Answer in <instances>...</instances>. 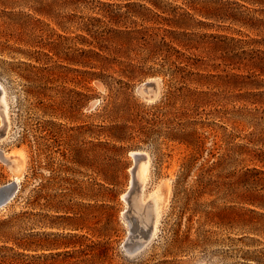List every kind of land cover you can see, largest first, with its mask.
Listing matches in <instances>:
<instances>
[{"label":"rangeland","instance_id":"rangeland-1","mask_svg":"<svg viewBox=\"0 0 264 264\" xmlns=\"http://www.w3.org/2000/svg\"><path fill=\"white\" fill-rule=\"evenodd\" d=\"M0 83V150L25 158L0 208V264L44 252L17 242L80 239L107 242L105 264H264V0H0ZM114 102L136 127L118 143V185L107 180ZM132 151L149 155L145 202L161 195L136 254L146 214L124 198ZM15 175L0 157V186ZM57 259L36 263L78 261Z\"/></svg>","mask_w":264,"mask_h":264},{"label":"trees","instance_id":"trees-1","mask_svg":"<svg viewBox=\"0 0 264 264\" xmlns=\"http://www.w3.org/2000/svg\"><path fill=\"white\" fill-rule=\"evenodd\" d=\"M112 110H114L116 114L114 118L118 119L120 122L119 123L113 122L108 128V136L110 137L112 141L111 146H112V150L114 151V154L112 157L113 172L111 176L108 175L107 180L114 185H118L121 182L120 178L122 174L128 168V163L126 161H122L121 159H118L117 157V156L124 157L127 154L126 147L124 145H118V143L128 142L133 137L132 135L136 131L135 130L136 127L128 124V120H130V116L133 115L129 104H122V103L116 104L114 102L112 106ZM79 163L81 164L82 162L80 161ZM20 191L21 189L19 190V192ZM112 218L113 216L110 218L109 225H111L114 222ZM104 229L105 230L99 233L98 236L110 237L111 234L115 230V228L110 227V226H106ZM67 236H70L71 238L72 237L80 238V237H83L84 235L70 233V235H67ZM80 240H69L68 242H61V243L57 241L43 242V243L42 242L32 243V242L21 241L17 243L20 247H23L24 249H31L32 247H36L37 249L44 250V252L38 255L31 254V257H33L36 260H42V258L46 259L48 257H53L55 258V261H57L58 260L57 256L69 255V257L76 258L78 260L77 262H75L76 264L78 263L79 264H105L108 261L107 259H108L109 249L106 245L107 242L101 243L100 241L91 240L92 242L88 244L84 242L83 240L81 241ZM53 248L54 249L64 248L66 250L57 251V252H49V253L45 252V250H49ZM36 260L30 261V262L24 261L23 264H43L44 263L41 261L39 263H36Z\"/></svg>","mask_w":264,"mask_h":264},{"label":"bare ground","instance_id":"bare-ground-1","mask_svg":"<svg viewBox=\"0 0 264 264\" xmlns=\"http://www.w3.org/2000/svg\"><path fill=\"white\" fill-rule=\"evenodd\" d=\"M136 152L137 151H132L131 152L132 156H133V154H136ZM140 152H144V151H140ZM145 153L147 154V157L139 165L135 175L131 179V183L133 182L132 180H134L135 176H136L138 184H141V188H140V190L138 192V196H137L138 199L137 200H138V204L141 206L143 212L146 214L145 222H146V225L151 226V236H153L156 233L157 225H158V222H159V219H160V215H161V203H160L161 195L158 193V190H156V193H154L151 196V199L149 201L145 202L146 198L144 197V192L143 191H144V185H145V183L147 181L146 179H147V173H148V167H149V155H148L147 152H145ZM0 157L5 162H7L10 166L13 167L14 172L16 174L15 175L16 178H15V180L13 182H11L9 184H6V185L0 186V196L11 195L16 189V186H15L14 182H17V180L19 179L20 175L22 174V170L24 168L23 167L24 163H25L24 160H23L24 153H23L22 150H15V151H13L10 154H6L4 151L0 150ZM19 158L21 159V161L19 160ZM130 170H131V173H132L133 165L130 168ZM132 188L133 187L130 186V189H128V191L124 194V198H129L130 195H132ZM148 216L149 217L151 216L153 218V222L152 223L150 222ZM148 240L149 239H147V240L142 239V240H138L136 242H133V243H131L129 245V249L128 250H130L132 252L131 254H136V253H138L141 250L140 247H143V245H145Z\"/></svg>","mask_w":264,"mask_h":264},{"label":"water","instance_id":"water-1","mask_svg":"<svg viewBox=\"0 0 264 264\" xmlns=\"http://www.w3.org/2000/svg\"><path fill=\"white\" fill-rule=\"evenodd\" d=\"M155 88H156L155 82L147 83L144 86V93H145L146 97H148V98L152 97L154 94L153 92H154ZM6 95H7L6 90H5L4 86L0 83V116L2 117V122H3V124L0 126V138L4 137L6 135V133L8 131V126H9V118H8L9 103H8V99H7ZM146 157H147V154L145 153V151L144 152L137 151L136 154H133L134 164H133L132 177L135 175L139 165L146 159ZM19 160L21 161L20 158H19ZM12 169H13V167H12ZM132 181L133 182L131 183V187H133V188H132L131 200L133 198H135V200H137L138 199L137 196H138V192L141 188V184H138L136 176H135V179ZM14 184H15V186H17L16 182H14ZM15 192H16V189L11 195L0 196V208H2L4 205H6L10 201V199L14 196ZM139 207H140V205H139ZM148 218H149L150 222L152 223L153 218L151 216L150 217L148 216ZM141 232H142L141 238H143L145 240L149 239L147 241V243L145 245H143V247H140L142 250L144 248V246L148 245V243L152 240L154 235L151 236V226H148V225H146L145 228Z\"/></svg>","mask_w":264,"mask_h":264}]
</instances>
